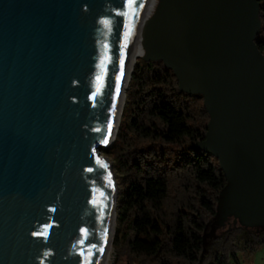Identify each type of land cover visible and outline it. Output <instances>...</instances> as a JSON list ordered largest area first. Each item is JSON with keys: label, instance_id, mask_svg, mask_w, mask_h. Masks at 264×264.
I'll return each mask as SVG.
<instances>
[{"label": "water", "instance_id": "obj_1", "mask_svg": "<svg viewBox=\"0 0 264 264\" xmlns=\"http://www.w3.org/2000/svg\"><path fill=\"white\" fill-rule=\"evenodd\" d=\"M143 3L0 0V264H103L117 185L101 151L137 38L181 90L203 94L197 147L225 177L215 218L233 208L245 225L264 223L257 0H161L139 25Z\"/></svg>", "mask_w": 264, "mask_h": 264}, {"label": "trees", "instance_id": "obj_2", "mask_svg": "<svg viewBox=\"0 0 264 264\" xmlns=\"http://www.w3.org/2000/svg\"><path fill=\"white\" fill-rule=\"evenodd\" d=\"M260 27L253 40L264 57V0H257ZM108 153L119 183L112 244L136 264H235L243 240L250 249L264 231L233 226L215 240L201 262L204 231L215 218L225 177L217 157L200 150L209 113L203 94L178 86L162 58L134 62Z\"/></svg>", "mask_w": 264, "mask_h": 264}, {"label": "rangeland", "instance_id": "obj_3", "mask_svg": "<svg viewBox=\"0 0 264 264\" xmlns=\"http://www.w3.org/2000/svg\"><path fill=\"white\" fill-rule=\"evenodd\" d=\"M161 0H155L153 5V10L151 11V15L157 10ZM161 57V54L158 52H152L145 48L144 44V53L141 56H137L134 59V62L139 58L144 59H152V58H159ZM134 65V63H133ZM132 65V68H133ZM129 81V80H128ZM128 84V82H127ZM126 90V88H125ZM125 105V92H124V99L121 106L120 114H119V121H121L122 117V110ZM119 124V123H118ZM113 142V141H112ZM111 145V144H110ZM109 145V146H110ZM108 146V147H109ZM104 148L107 150V148ZM104 149H102L101 153L108 157V159L111 161V158L108 153L104 152ZM112 164V161H111ZM112 169L114 172V166L112 164ZM115 176V174H114ZM116 185H117V194H118V188L119 183L116 179ZM116 221V219H115ZM116 226V222L114 224V227ZM233 226H240L241 228L245 229L248 232L258 233L260 231H264V223H257L254 225H245L241 217L236 213V211L233 208H227L225 210H222L219 215L216 218H213L206 226L204 231V245L201 253V262L207 263L211 258V252L215 246V240L216 238L223 233L225 230L233 227ZM114 231L115 228H113L112 236L114 237ZM111 236V241L109 243V247L106 251L105 259L103 264H136V262L131 259V257L128 255L126 249H119L112 244L113 237ZM251 244L249 242H244L243 240L238 245V248H236V254H237V260L239 264H264V242L260 243L255 246V248L250 249L249 246ZM226 264H235L233 258L229 257L226 259Z\"/></svg>", "mask_w": 264, "mask_h": 264}, {"label": "bare ground", "instance_id": "obj_4", "mask_svg": "<svg viewBox=\"0 0 264 264\" xmlns=\"http://www.w3.org/2000/svg\"><path fill=\"white\" fill-rule=\"evenodd\" d=\"M154 2H155V0H144L140 15H139V25L145 24L149 20V18L151 17V11L153 10ZM143 53H144V41L142 39L137 38L135 43H134V46H133L131 61H133L137 56L143 55ZM131 66H132V64L130 63L129 68ZM133 67H134V65H133ZM123 99L124 98H120V100H119L118 110L116 112V117L114 118L113 125L111 126L109 136L113 135V137H114L116 135L118 123H119V114H120L121 106L123 103Z\"/></svg>", "mask_w": 264, "mask_h": 264}, {"label": "snow or ice", "instance_id": "obj_5", "mask_svg": "<svg viewBox=\"0 0 264 264\" xmlns=\"http://www.w3.org/2000/svg\"><path fill=\"white\" fill-rule=\"evenodd\" d=\"M123 65V61H121V66ZM123 75V71H122V68H121V76ZM100 91L99 88H97V93ZM119 91V89L117 88V92ZM95 95V94H94ZM110 129H111V125H109V133H110ZM99 131V129H98ZM104 143H107V140L104 141Z\"/></svg>", "mask_w": 264, "mask_h": 264}]
</instances>
